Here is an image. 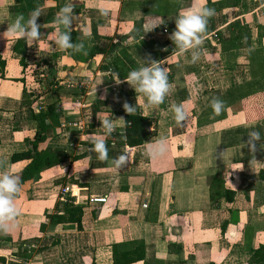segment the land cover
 Returning <instances> with one entry per match:
<instances>
[{
    "label": "crops",
    "instance_id": "obj_1",
    "mask_svg": "<svg viewBox=\"0 0 264 264\" xmlns=\"http://www.w3.org/2000/svg\"><path fill=\"white\" fill-rule=\"evenodd\" d=\"M68 2L0 0V34L15 17L40 13V39L21 46L27 70L34 63L30 55L59 54L53 88L70 80L77 88L56 91L58 125L45 131L40 147L66 158L21 185L16 227L0 233V264H248L251 251L264 246V183L258 176L264 170V0H207L216 15L194 64L168 39L193 0H72L71 31L87 54L93 52L87 63L85 54L70 49L68 58L55 43L56 14ZM16 41L0 36V170L11 173L23 163L11 164L10 156L26 150L24 138L35 130L21 90L35 99L31 107L50 99L45 86L39 93L33 76L24 75L13 52ZM148 57L161 61L173 85L155 108H145L123 82ZM85 77L91 81L78 88ZM214 98L224 103L219 115L211 107ZM125 102L153 121L151 138L139 147L124 146L117 134ZM173 103L185 110L181 123L170 110ZM104 119L114 121L110 136L100 127ZM252 131L260 133L255 151L244 144ZM161 137L167 152L153 158L148 143ZM98 138L106 141L109 161L127 154V167L117 171L98 160L90 152ZM63 187L75 192L72 203L82 208L79 230L43 218L59 196L69 195ZM89 197L105 202L89 204Z\"/></svg>",
    "mask_w": 264,
    "mask_h": 264
},
{
    "label": "clouds",
    "instance_id": "obj_2",
    "mask_svg": "<svg viewBox=\"0 0 264 264\" xmlns=\"http://www.w3.org/2000/svg\"><path fill=\"white\" fill-rule=\"evenodd\" d=\"M73 8L72 0H69L56 14L54 23L58 26V31L55 43L60 49L65 51L71 49V53L86 55L84 42L73 43L71 40ZM102 14H106V12L102 10ZM39 15L40 13L37 10L33 11L27 20H25L23 15L15 17L0 36L4 39H24L25 43L31 46L41 37L40 26L37 22ZM215 15L216 10L207 6V0H193L192 5L182 10L175 19V29L168 39L174 45V50L190 55L191 58L188 63L194 64L200 60L203 51V37L208 31L210 19ZM117 80H119L118 77ZM123 82L127 83L136 95L144 99L145 108L158 107L164 103L165 98L173 91V85L168 80L167 69L162 66L161 61L153 60L150 57L140 60V66L131 70ZM119 83H121L120 80ZM223 106V101L218 98H214L211 101V107L215 115L220 114ZM123 110L129 115L133 114L136 108L125 102ZM170 110L177 123H181L186 119V113L182 106L173 103L170 106ZM117 120L122 123L123 127H127V121L123 117ZM100 125L104 136H110L116 130L114 121L111 119L100 121ZM259 140L260 133L252 131L248 134V140L244 144L250 151H255ZM148 151L153 158L164 156L167 152L166 138L161 137L154 143H148ZM90 152L95 153L98 160L108 162L117 171L127 167L129 162L127 154H121L109 161L108 147L103 138H98L92 142ZM20 187V180L17 175L8 170H0V233L11 232L16 227L15 221L19 214L16 200Z\"/></svg>",
    "mask_w": 264,
    "mask_h": 264
},
{
    "label": "trees",
    "instance_id": "obj_3",
    "mask_svg": "<svg viewBox=\"0 0 264 264\" xmlns=\"http://www.w3.org/2000/svg\"><path fill=\"white\" fill-rule=\"evenodd\" d=\"M15 3H20V0H14ZM166 6V3L163 4ZM178 5H176L177 7ZM156 9V8H154ZM140 25V22L136 24V27ZM62 30V28H61ZM167 31V30H166ZM71 40L73 43L78 42V36L74 31L70 32ZM131 36H134L133 32H130ZM24 44V39H19L16 41L13 52L18 55V64L23 69L26 66L25 59L27 54L24 49L21 48ZM20 48V49H19ZM68 58H71L70 49L65 51ZM93 52L86 54L83 58L84 63H87L92 57ZM59 54H40L39 59L34 63L35 68L40 69L47 68L51 66V61L59 58ZM44 58H46L44 60ZM4 62L0 58V78L3 74ZM104 69V67H100ZM53 77V76H52ZM53 79V78H52ZM51 87V84L49 82ZM45 92H49L50 99L47 103L38 111L35 110V107H31V103L35 99H30L31 94H25L24 89L21 90V104L25 105V108L29 110V117L32 121L35 122V130L33 131L30 138H24V143L26 145V150L19 153H13L10 156L11 164L23 163L22 166L17 170L12 172L17 175L20 180V186L25 182L35 178L42 171L52 168L59 165L66 158V155L63 151L60 150H47L42 149L40 145L45 140V131L49 127H56L58 125V112L59 108L57 106L58 98L55 96L56 91H52L48 88L45 89ZM25 100V101H24ZM124 120L127 121V127H122L117 134L122 138V144L128 148H134L141 146L145 141L149 140L152 136L149 128L152 126L153 121L147 117L141 116L137 110L133 114L123 113ZM260 118H264L263 116ZM248 119L245 118V120ZM264 170L258 172L259 178L264 183ZM82 208L78 205L72 203V197L69 195H62L57 198L55 201L53 212L50 214L44 213L43 218L47 221L48 224H74L76 229H80V218H81ZM44 224H39V231H42ZM134 262V261H129ZM126 261L127 264L129 263ZM248 264H264V246H259L257 249L251 251V256L248 260Z\"/></svg>",
    "mask_w": 264,
    "mask_h": 264
},
{
    "label": "rangeland",
    "instance_id": "obj_4",
    "mask_svg": "<svg viewBox=\"0 0 264 264\" xmlns=\"http://www.w3.org/2000/svg\"><path fill=\"white\" fill-rule=\"evenodd\" d=\"M44 52H39V53H37L35 56H36V59H34V58H32L31 56L32 55H30L29 56V58L31 59V60H33L34 61V63L36 62V60L37 59H39V56H40V54H43ZM46 54H49V53H46ZM46 58H44V60H45ZM31 62V61H30ZM34 63L33 62H31V63H29L28 65H30V68L27 70V65H26V67H25V71H23V73H24V75L25 76H27V73L29 72V74H31L32 76H33V81L37 84L36 85V90L40 93L41 92V88L40 87H42V86H45L46 88H48V89H50V90H54V91H58L59 89H63L65 92H66V90H70V91H77L76 89L77 88H72V87H74L75 85H74V81L73 80H70V82H69V84H68V86L66 87V84L64 85V87L61 85V88H59V86L58 87H56V88H53V85H51V87H50V85H49V82L51 83V84H55L54 86H57V84H56V82H57V80H55V76H56V71H57V66H56V59H54V60H52L51 61V66H49V67H45V68H43V70L41 71L40 69H42V67H40V69H38V68H35V67H33L31 64H33L34 65ZM28 71V72H27ZM40 75H42V76H40ZM53 76V77H52ZM53 78V79H52ZM55 80V81H54ZM91 81V78L90 77H85V79H84V84H83V86H87L88 84H89V82ZM71 85V86H70ZM74 85V86H73ZM78 88H79V85H78ZM26 89V88H25ZM66 89V90H65ZM25 91V94L27 95V91L26 90H24ZM64 93V92H63ZM30 94V93H29ZM37 95H39V94H37ZM41 104L42 105H38V103L37 104H35V105H33L35 108H37V107H43L44 105H45V101L43 100V101H41Z\"/></svg>",
    "mask_w": 264,
    "mask_h": 264
},
{
    "label": "built area",
    "instance_id": "obj_5",
    "mask_svg": "<svg viewBox=\"0 0 264 264\" xmlns=\"http://www.w3.org/2000/svg\"><path fill=\"white\" fill-rule=\"evenodd\" d=\"M162 31H163L164 33H167L166 28H163ZM83 84H84L83 81L80 82L79 87H82ZM41 108H42V107H37V108H35V110L38 111V110H40ZM61 191H62L63 194H67V193H68L70 197H73L72 194L75 193L72 189H69L68 187H63V188L61 189ZM104 202H105V199H104L103 197H89V199H88V203H89V204H94V203H104ZM143 207H144V206H143Z\"/></svg>",
    "mask_w": 264,
    "mask_h": 264
}]
</instances>
